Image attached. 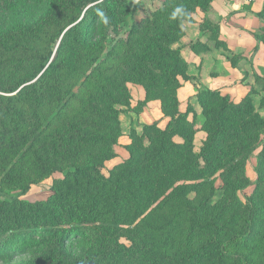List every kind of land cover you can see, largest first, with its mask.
Listing matches in <instances>:
<instances>
[{"label": "rangeland", "instance_id": "1", "mask_svg": "<svg viewBox=\"0 0 264 264\" xmlns=\"http://www.w3.org/2000/svg\"><path fill=\"white\" fill-rule=\"evenodd\" d=\"M165 1L128 0L130 7H134L129 23H145L139 34L131 43H126L128 24L120 25L118 34H110V39H116L117 43L113 56L106 59L108 70L104 77L97 76V85L91 81L95 73L86 78L78 76L71 88L75 97L68 95V103L65 102L60 115L40 128L35 136H20V161L7 149L6 163L0 167V186L8 195L22 201L47 199L55 191L53 180L63 177V173H51L44 165L52 164L53 158H59L63 169L64 163L70 160L93 162L108 175L113 166L128 158L125 145L132 141V127L138 136L143 134V125L155 124L162 129L169 121L167 113H175L176 109L184 112L189 104L192 110L187 120L194 128L192 150L202 153L208 136L217 137L215 149L207 155L211 167L197 180L183 183V194L191 200L190 206L192 203L198 209V219L204 226L189 230L191 214L188 213L175 228L171 220L174 209L163 205L152 212L161 197L136 219L125 218L116 231L103 228V233H97L96 239L91 241L93 247L107 250L106 245L114 248L118 243L122 252L117 253L138 249L152 253L154 259H161L187 257L204 243H214L215 250L202 257L199 264H264V151L259 154L256 151L264 137V13L257 14L264 0H242L237 12L217 11L214 9L216 0H211L203 7L181 11V19L172 21L173 27L164 16L161 20L158 18ZM63 9L64 2L60 11ZM4 10L5 0H0V30L5 24ZM158 19L157 26H152ZM213 24L218 30L211 29ZM42 28L43 24L33 33L36 37L33 41L28 34L23 36L27 48L43 46L38 41ZM57 45L58 42L52 44L54 51ZM111 45L112 42L104 54ZM13 69L7 67L0 76ZM205 91L227 95L230 103L242 106L235 113L223 115L220 121L214 119L206 113L218 108L222 100L208 97ZM51 105L55 108L57 103ZM239 125L243 129L232 132ZM72 137L75 141L70 140ZM173 140L182 142L179 136ZM142 143L148 145L146 138ZM29 145L31 148L25 150ZM54 147L57 154H53ZM261 147L264 148V144ZM24 150H29L30 156L21 155ZM111 151L116 156L101 164L100 157ZM14 163L15 167L8 173L12 181L27 187L25 191L12 190L8 188L10 181L2 180L5 171L1 170ZM203 163L202 160L201 165ZM229 167H233L232 171L240 170L234 174L224 173L223 169ZM257 169L263 184L254 190ZM251 197L256 205L253 233L241 241L235 234L245 232L242 205ZM145 215L148 216L144 220ZM160 220L170 221L161 229L157 227ZM89 224L100 225L94 217ZM142 236H148L147 240ZM220 250L228 255L222 254L221 259L216 260ZM105 251L101 252L105 259L113 257L109 264H122L121 254ZM50 260L47 255L34 253L12 264H47ZM103 261L99 259L91 264H106Z\"/></svg>", "mask_w": 264, "mask_h": 264}, {"label": "trees", "instance_id": "2", "mask_svg": "<svg viewBox=\"0 0 264 264\" xmlns=\"http://www.w3.org/2000/svg\"><path fill=\"white\" fill-rule=\"evenodd\" d=\"M63 2L64 9L60 11ZM210 2L166 0L158 18L161 20L164 16L170 21L167 24L173 27L172 21L181 19V12L173 15L177 8L183 11ZM133 12L134 7H130L128 0H5V24L0 30V72L7 67L14 69L0 76V167L6 163L7 149L20 161V136H35L40 128L60 115L65 102L68 103V95L69 98L75 97L71 88L78 76L86 78L95 73L91 77L94 84L98 83V75L104 77L108 70L106 59L113 56L112 50L117 43L116 39H110V34H118L120 25L128 24L125 42L131 43L145 25L135 21L129 23ZM263 13L264 6L257 14L262 16ZM160 20H154L152 26H157ZM42 24L38 41L43 46L40 49L27 48L23 36L28 34L31 41L35 40L33 33ZM211 29L216 31L218 26L213 24ZM110 40L113 45L104 54ZM57 42L54 51L51 46ZM15 71L19 72L16 74ZM205 95L221 98L220 106L206 113L219 121L223 115L235 113L242 106L230 103L227 95H220L217 91H205ZM53 102L57 103L55 108L51 105ZM191 110L188 104L184 112L176 109L175 113H167L169 121L162 129L155 124L143 125L141 136L132 127V141L125 145L128 158L113 166L108 175L93 162L70 160L64 163L63 169L59 158H53L52 164L44 165L51 173H63V177L53 180L55 191L47 199L22 201L17 196L8 195L0 186V264H12L34 253L49 256L52 260L47 264H91L99 259L109 264L113 257L105 259L101 252L106 249L93 247L91 242L97 233H103V228L116 231L125 218L136 219L161 197L152 212L163 205L174 209L176 212H171V220L175 228L190 213L189 230L201 229L204 222L199 221L198 209L192 203L190 206L191 200L183 194V183L197 180L211 167L207 155L215 149L213 145L217 137L215 134L208 136L202 153L192 150L194 128L187 120ZM239 129L243 126L239 125L232 132H239ZM175 136H179L182 142H175ZM144 138L148 141L146 146L142 143ZM70 140L75 141L73 137ZM263 144L264 137L257 144V154L264 151ZM29 148L30 145L25 150ZM55 149L53 154H57ZM25 150L21 155L30 154ZM115 156L116 153L111 151L102 155L99 162L102 164ZM33 158L36 160V155ZM14 167L15 163L1 170L5 171L2 180L10 181L8 188L12 190L21 188L25 191L27 187L12 181L13 177L8 173ZM232 169L229 167L223 171L234 174L239 168ZM177 182L182 184L175 185ZM253 184L254 190L263 184L259 169ZM244 203L245 232L235 234L241 241L252 236L256 211L252 197L246 198ZM91 217L99 222L100 227L89 224ZM169 221L160 220L157 227L163 229ZM145 237L147 240L148 236H142ZM119 246L116 243L113 248L108 244L105 253L121 254L117 253L122 252ZM215 248L214 243H204L190 256L161 259H154L150 252L131 249L122 253L120 258L122 264H199V260ZM222 254L228 255L220 250L216 253V260H220Z\"/></svg>", "mask_w": 264, "mask_h": 264}, {"label": "crops", "instance_id": "3", "mask_svg": "<svg viewBox=\"0 0 264 264\" xmlns=\"http://www.w3.org/2000/svg\"><path fill=\"white\" fill-rule=\"evenodd\" d=\"M241 1L242 0H216V3L214 5V9H216L217 11H219V10H221V11H223V10L224 11L234 10L235 12H237V11H239L238 8H240V6H242ZM255 6H257V5H255ZM232 7L234 9H232ZM254 11H256V9ZM225 21H227V20H225Z\"/></svg>", "mask_w": 264, "mask_h": 264}, {"label": "clouds", "instance_id": "4", "mask_svg": "<svg viewBox=\"0 0 264 264\" xmlns=\"http://www.w3.org/2000/svg\"><path fill=\"white\" fill-rule=\"evenodd\" d=\"M181 11H182V9L177 8V9L175 10V12L173 13V15L175 16L176 14L180 13Z\"/></svg>", "mask_w": 264, "mask_h": 264}]
</instances>
